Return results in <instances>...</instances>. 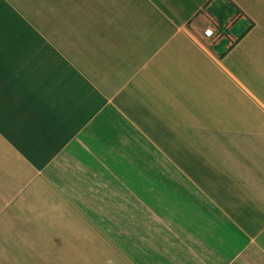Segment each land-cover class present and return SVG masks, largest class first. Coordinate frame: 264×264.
I'll use <instances>...</instances> for the list:
<instances>
[{
    "label": "crops",
    "instance_id": "crops-1",
    "mask_svg": "<svg viewBox=\"0 0 264 264\" xmlns=\"http://www.w3.org/2000/svg\"><path fill=\"white\" fill-rule=\"evenodd\" d=\"M0 264H264V0H0Z\"/></svg>",
    "mask_w": 264,
    "mask_h": 264
},
{
    "label": "rangeland",
    "instance_id": "rangeland-1",
    "mask_svg": "<svg viewBox=\"0 0 264 264\" xmlns=\"http://www.w3.org/2000/svg\"><path fill=\"white\" fill-rule=\"evenodd\" d=\"M124 201H126V200H124ZM108 205L111 206V207L115 206V200H111L110 202H108ZM109 217L112 218L111 221L113 222L114 221L113 220L114 216L113 215L112 216H108V218ZM120 217H122V218L127 219L128 221H130V217L131 216L130 215H128V216L122 215ZM98 218H99V216H91V222L98 221Z\"/></svg>",
    "mask_w": 264,
    "mask_h": 264
},
{
    "label": "built area",
    "instance_id": "built-area-1",
    "mask_svg": "<svg viewBox=\"0 0 264 264\" xmlns=\"http://www.w3.org/2000/svg\"><path fill=\"white\" fill-rule=\"evenodd\" d=\"M205 33L206 34H213L214 33V30H213V27H207L206 29H205Z\"/></svg>",
    "mask_w": 264,
    "mask_h": 264
}]
</instances>
